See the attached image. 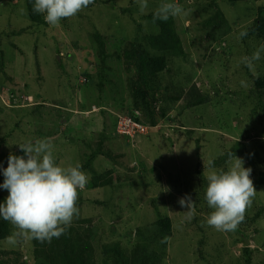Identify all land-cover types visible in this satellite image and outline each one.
<instances>
[{
  "label": "rangeland",
  "instance_id": "374dc122",
  "mask_svg": "<svg viewBox=\"0 0 264 264\" xmlns=\"http://www.w3.org/2000/svg\"><path fill=\"white\" fill-rule=\"evenodd\" d=\"M161 2L148 0L141 13L136 0H95L50 26L31 20L27 0H0V184L9 155H24L18 144L46 138L60 166L79 164L88 177L71 225L87 223L97 264H111L118 250L129 257L166 216L172 229L155 247L158 264H264V89L254 83L264 76V53L255 71L243 62L264 44L250 33L264 0H175L184 11L167 22L180 49L143 81L139 55L157 51L149 37L161 33ZM219 9L227 23L219 24ZM133 111L146 133H120L119 115ZM101 139L102 153L91 158ZM232 147L252 169L256 193L236 229L221 232L206 224L204 162L227 170L237 163L222 160ZM8 195L0 188V203ZM186 195L190 219L178 203ZM34 241L0 239V260L37 264Z\"/></svg>",
  "mask_w": 264,
  "mask_h": 264
},
{
  "label": "clouds",
  "instance_id": "9594fccd",
  "mask_svg": "<svg viewBox=\"0 0 264 264\" xmlns=\"http://www.w3.org/2000/svg\"><path fill=\"white\" fill-rule=\"evenodd\" d=\"M140 12L148 7V0H136ZM95 0H34L33 12L42 14L50 26H57L62 18H70L94 4ZM24 9H20L23 13ZM184 11L175 0H162L154 13V20L167 21ZM241 32L240 36H246ZM264 44L251 55L243 58L250 71L261 59ZM246 86L245 81H241ZM24 155L10 154L8 166L3 168L4 181L0 188L9 195L0 203V218L13 226V232L5 238L10 246L21 242L38 240L51 242L65 234L75 215L78 214L77 199L84 190L88 177L81 166L62 167L53 155V145L45 139L35 143L18 144ZM232 158V154H229ZM237 163L225 169L210 170L211 162H204V179L207 181L204 199L212 211L206 224L217 231H234L244 220L246 209L251 205L256 189L251 179V168L243 166V160L235 156ZM2 167V166H0ZM181 207L187 208L191 218L194 201L190 195L179 199Z\"/></svg>",
  "mask_w": 264,
  "mask_h": 264
},
{
  "label": "trees",
  "instance_id": "16d2710c",
  "mask_svg": "<svg viewBox=\"0 0 264 264\" xmlns=\"http://www.w3.org/2000/svg\"><path fill=\"white\" fill-rule=\"evenodd\" d=\"M229 2H238L243 0H228ZM33 4L34 0H27V8L28 15L35 23L38 24H47L43 18L42 14H37L33 12ZM264 11V6L259 9V16L255 19L253 26L250 29V33L258 36L259 38L264 40V15L262 14ZM215 17L219 19V24L221 22L227 23L226 15H224L221 9L217 10L214 14ZM215 17L212 20L216 19ZM161 24V33L157 36L149 37L151 42V47L154 50V53L143 50L139 55V75L141 79L147 80L148 77L156 75L164 71L167 68L168 62V50L180 49L179 41L176 37V34L173 32L169 23L167 21L158 20ZM98 41L100 43L101 49L104 47V42L101 40V37L98 36ZM182 50V49H181ZM0 56H3V51L0 50ZM3 65V62H2ZM256 90L260 95L263 94L264 89V76H257L254 79ZM137 95L141 97H145L147 95L146 90L139 85L134 91ZM201 98V97H200ZM203 100V97L199 99L197 102ZM132 117L141 123H145L148 125L146 120L142 117L140 113L135 111L132 112ZM105 139H101L97 143V149L91 153L90 157L94 158L97 154L102 153L99 152L101 148L102 142ZM99 152V153H98ZM235 147L229 149L223 155V161L229 158V154H232V157L236 155ZM90 166L89 164H84L83 167ZM257 182H263V179H258ZM87 224L84 221L78 222L76 226L70 225L67 228L65 234L61 235L58 238H53L51 242H43L41 243L38 240H35V248H34V257L37 258V264H97L95 258V252L93 244L90 240V231L87 230ZM158 232L157 235H150L146 242L138 245L133 254L129 257L124 255L118 247L106 248L107 252H116L114 256H112L113 261L111 264H158L159 255L157 248L158 243L166 244V239L171 234L172 229V220L170 217H162L157 222ZM10 235V223L4 221L0 218V239H5ZM0 264H7L5 261L0 260Z\"/></svg>",
  "mask_w": 264,
  "mask_h": 264
},
{
  "label": "built area",
  "instance_id": "2783aa9c",
  "mask_svg": "<svg viewBox=\"0 0 264 264\" xmlns=\"http://www.w3.org/2000/svg\"><path fill=\"white\" fill-rule=\"evenodd\" d=\"M119 116H124L121 117V121L119 124V119H118V129L120 133L122 134H127V135H132L134 133L137 134L144 131L145 133L147 132L146 130L148 129V126L129 117L126 115H119ZM120 127L122 128V131L120 130Z\"/></svg>",
  "mask_w": 264,
  "mask_h": 264
}]
</instances>
